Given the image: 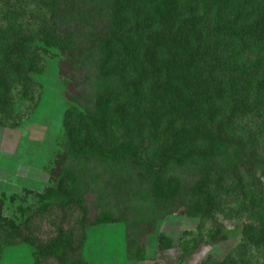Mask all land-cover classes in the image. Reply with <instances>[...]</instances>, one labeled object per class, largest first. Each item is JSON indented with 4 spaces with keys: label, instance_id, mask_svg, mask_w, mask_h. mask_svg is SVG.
<instances>
[{
    "label": "rangeland",
    "instance_id": "1",
    "mask_svg": "<svg viewBox=\"0 0 264 264\" xmlns=\"http://www.w3.org/2000/svg\"><path fill=\"white\" fill-rule=\"evenodd\" d=\"M66 1L0 2L1 230L9 231L10 227L6 225L9 220L17 226V231H22L23 219L32 213L28 227L35 244L46 243L58 230L69 234L76 244L80 241L83 231L84 241L79 254L88 264H149L151 258L161 264H176L178 248L156 251V234L159 232L177 243L181 241L187 252L190 251L181 264H200L207 256L216 261L222 260L239 244L243 226L259 228L262 224L260 215L264 212V99L261 98L260 110L252 115L238 112L232 115L229 103L228 107L224 106L228 109L225 114L208 111L207 115L214 114L216 117L212 124L215 129L225 127L213 130L217 133L224 130L231 137V153L236 155V159L234 172L229 174L232 181L227 180L223 184L221 193L214 191L216 196L218 195L215 208L210 215L201 217V221L182 215L183 211L200 200L193 192L197 177L190 170L167 172V177H178L181 188L178 194L158 208H154L150 200L139 192L145 183L138 177L134 178L138 185V188L136 185L133 188L138 189L135 195L130 196L131 193L127 192L126 197L118 190L109 195L110 189L105 185L112 184L110 179L121 182L124 177L134 174L135 171L127 164H90L93 161L91 159L71 157L64 150L62 124L63 113L72 106L78 107L81 112L85 108L91 110L87 92L90 83L88 69L92 70L96 66L102 54L98 43H93L94 53L90 51L89 56L85 53V57H82L76 55V51H82L84 46L81 39L75 41L73 50L62 53L56 48H45L42 36L36 35L33 41L25 44L26 52H32L38 57L39 62L33 73L25 74L28 56L21 60L23 74H13L15 72L9 70L10 65L5 63L7 47L14 41V25H22L25 36H34L41 25L47 24L48 28H53L54 23L59 25L62 20V7L58 13L56 7ZM180 1L190 7L196 0ZM65 11L67 13L70 10ZM71 28L74 30L73 25ZM74 31H77V28ZM170 37L169 34L166 35L168 45L173 42ZM166 50L169 53L168 48ZM95 56L98 58L95 59ZM15 60L11 57L9 64L14 65ZM186 69L179 72L165 63L156 69L147 65L132 66L130 71L122 76L127 85L125 101L122 103L125 110L120 108L106 114L100 120L101 125L94 126L93 130L83 128L79 139L82 141L89 138V133H92L90 139L102 147L131 145L140 151L144 160H149L153 150L165 143L164 133L171 126L172 116L177 115L176 108L180 107V116L187 114V110L182 107L191 96L190 92L176 95L174 87L177 80L186 76ZM178 87L185 91L188 89L183 82ZM207 110L209 108L205 109ZM242 153L251 155V161L247 163L242 159ZM65 169L77 175L79 196L87 210L83 230L79 226V211L72 206L68 209L56 207L33 215L38 206L39 195L53 189L59 170ZM91 171L96 176L92 188L88 186ZM55 200H58V197H55ZM98 200L104 201L102 210L116 206L114 213L119 209L123 213L111 215L108 212L109 215L106 216L99 208ZM128 203H133L137 209L135 212L149 209L155 219L152 226L143 227L141 234L136 237H133L135 233L131 232L136 229V223H139L141 218L136 217L135 213H132V216L126 214ZM18 208L28 211L20 213ZM127 232L130 233V243L144 246L146 258L143 262L124 260ZM21 238L20 235L18 240L22 241ZM31 253V247L22 242L5 246L2 248L0 264H32ZM245 261L247 264H264V254L252 249ZM42 264L55 263L52 259H46Z\"/></svg>",
    "mask_w": 264,
    "mask_h": 264
},
{
    "label": "trees",
    "instance_id": "2",
    "mask_svg": "<svg viewBox=\"0 0 264 264\" xmlns=\"http://www.w3.org/2000/svg\"><path fill=\"white\" fill-rule=\"evenodd\" d=\"M70 2L73 4H68ZM187 6L180 0H67L56 7V13L62 7V20L59 25L54 23L53 28L41 25L34 36H25L22 25H14V41L7 47L5 63L10 65L9 70L15 72L13 74H23L21 60L28 56L25 74L33 73L38 57L26 52L25 44L33 41L36 35L42 36L45 48H56L62 53L73 50L75 41L81 39L84 46L82 51H76V55L82 57L85 53L89 56L90 51L94 53L93 43H98L102 54L99 58L95 56V59L98 58L96 66L88 69L90 83L87 92L91 110L85 108L81 112L74 106L65 110L62 122L64 150L71 157L93 160L90 164H127L135 173L127 175L121 182L110 179L111 185L104 181L110 189L108 194L118 190L126 197L127 192L131 193L130 196L135 195L138 189H133L137 184L134 178L138 177L145 183V189L141 186L139 192L150 200L154 208L163 206L181 188L178 177H167V172H194L197 181L193 192L200 200L182 215L201 221V217L210 215L215 208L218 195L214 191L221 193L223 184L227 180L232 181L229 174L234 172L236 159V155L231 153V137L224 130L214 131L225 127L216 126L215 129L212 124L216 117L214 114L207 115L208 111L225 114L228 109L224 106L228 107L229 103L232 115L236 112L252 115L260 110L264 99V0H196L194 5ZM65 9L70 11L66 13ZM167 34L173 41L171 45L166 42ZM11 57L16 59L14 65L9 64ZM163 63L179 72L187 68L189 79L185 76L177 80L174 87L176 95L190 92L191 96L182 107L187 114L180 116V107L176 108L177 115L172 116L171 126L164 133L165 143L153 150L149 160H144L140 151L131 145L102 147L90 139L92 133H89V138L79 139L83 128L93 130L94 126L101 125L100 120L106 114L120 108L125 110L122 103L127 85L122 76L132 66L139 64L156 69ZM182 82L188 87L187 91L178 87ZM172 84H175L174 81ZM206 108L209 110L205 111ZM241 158L247 163L251 161L248 153H242ZM88 177V186L92 188L96 176L91 171ZM55 197L58 200L54 201ZM97 203L102 210L104 201L98 200ZM71 206L79 211V226L83 230L87 210L79 196L77 175L68 169L59 170L54 188L39 195L33 215L56 207L68 209ZM115 207H105L102 211L106 216L108 212L111 215L123 213L121 209L114 213ZM136 210L133 203H128V210L125 209L126 214L132 216L135 213L141 218L131 232L135 233L133 237L141 234L143 227L155 223L152 211ZM27 211L18 208L20 213ZM31 214L23 219L22 231H17V226L9 220L6 224L10 227L9 231L0 228V257L3 247L22 242L32 249V264H42L46 259H52L55 264H88L79 254L84 241L83 231L76 244L69 234L59 230L46 243L35 244L28 227ZM260 216L261 227H242L241 240L235 250L220 261L207 256L200 264H247L245 258L252 249L264 254V212ZM129 234L127 232L124 258L128 262H143L145 248L130 243ZM20 235L22 241L18 240ZM180 243L164 233L156 234V251L178 248L176 264H181L190 252ZM152 264L161 263L154 260Z\"/></svg>",
    "mask_w": 264,
    "mask_h": 264
},
{
    "label": "crops",
    "instance_id": "3",
    "mask_svg": "<svg viewBox=\"0 0 264 264\" xmlns=\"http://www.w3.org/2000/svg\"><path fill=\"white\" fill-rule=\"evenodd\" d=\"M152 259V260H151ZM151 259H149V264H152V261H158V260H156V259H153V258H151ZM125 260V259H124ZM126 261V260H125Z\"/></svg>",
    "mask_w": 264,
    "mask_h": 264
}]
</instances>
